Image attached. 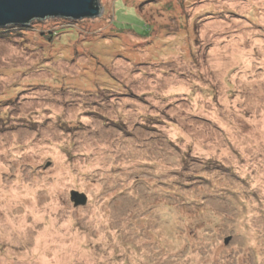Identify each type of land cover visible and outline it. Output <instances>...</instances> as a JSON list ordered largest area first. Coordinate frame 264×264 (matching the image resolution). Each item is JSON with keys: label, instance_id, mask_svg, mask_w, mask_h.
I'll list each match as a JSON object with an SVG mask.
<instances>
[{"label": "rangeland", "instance_id": "374dc122", "mask_svg": "<svg viewBox=\"0 0 264 264\" xmlns=\"http://www.w3.org/2000/svg\"><path fill=\"white\" fill-rule=\"evenodd\" d=\"M98 2L0 39V264H264V0Z\"/></svg>", "mask_w": 264, "mask_h": 264}, {"label": "water", "instance_id": "95a60500", "mask_svg": "<svg viewBox=\"0 0 264 264\" xmlns=\"http://www.w3.org/2000/svg\"><path fill=\"white\" fill-rule=\"evenodd\" d=\"M101 12L98 0H0V28L27 26L35 20L52 18L94 19ZM71 200L74 206H83L87 202L84 195L74 191Z\"/></svg>", "mask_w": 264, "mask_h": 264}, {"label": "trees", "instance_id": "16d2710c", "mask_svg": "<svg viewBox=\"0 0 264 264\" xmlns=\"http://www.w3.org/2000/svg\"><path fill=\"white\" fill-rule=\"evenodd\" d=\"M24 27L25 26L18 25V26H7L6 28H0V39L7 38L8 36H12L14 34L16 35L22 34V32L26 31Z\"/></svg>", "mask_w": 264, "mask_h": 264}]
</instances>
